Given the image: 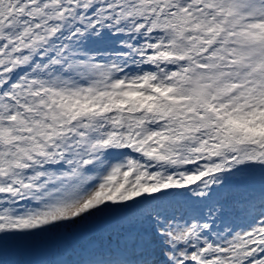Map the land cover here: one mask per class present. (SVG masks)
Returning a JSON list of instances; mask_svg holds the SVG:
<instances>
[{
  "label": "snow or ice",
  "instance_id": "1",
  "mask_svg": "<svg viewBox=\"0 0 264 264\" xmlns=\"http://www.w3.org/2000/svg\"><path fill=\"white\" fill-rule=\"evenodd\" d=\"M0 264H264V0H0Z\"/></svg>",
  "mask_w": 264,
  "mask_h": 264
}]
</instances>
